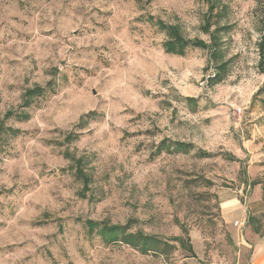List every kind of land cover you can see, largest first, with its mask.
Returning <instances> with one entry per match:
<instances>
[{
	"label": "rangeland",
	"instance_id": "1",
	"mask_svg": "<svg viewBox=\"0 0 264 264\" xmlns=\"http://www.w3.org/2000/svg\"><path fill=\"white\" fill-rule=\"evenodd\" d=\"M210 4L0 0V264H251L264 230V0ZM208 19L228 61L211 85L210 51L167 53L155 24L209 42ZM162 140L193 149L153 155ZM236 192L224 215L220 198ZM89 219L129 222L160 248L105 243ZM182 226L193 254L173 239Z\"/></svg>",
	"mask_w": 264,
	"mask_h": 264
},
{
	"label": "trees",
	"instance_id": "2",
	"mask_svg": "<svg viewBox=\"0 0 264 264\" xmlns=\"http://www.w3.org/2000/svg\"><path fill=\"white\" fill-rule=\"evenodd\" d=\"M210 3V9L214 8V0H210ZM260 23V38L257 42L259 55L257 67L260 72H264V6L262 8ZM155 24L162 31H164L166 35V40L163 41L162 46L167 53L184 55L187 47H197L210 51V60L214 65V72L208 76V83L211 85L222 81L228 69V61H220L222 58V53L221 48L219 47L220 37L218 36V32L221 31L222 28L216 27L213 30H210L211 22L208 19L206 24L203 26L204 32L209 33L210 35V41L206 42L205 40L199 38H185L178 24H167L161 20H156ZM53 83L50 82L48 86L45 87L36 85L33 88L26 90L23 94V106L30 105L35 97L43 96L48 92H53ZM259 91L264 92V84ZM2 131V127L0 126V133ZM191 149H193V145L187 142L162 140L156 146L153 155L159 154L163 150L168 153H188ZM198 155L209 156L210 153L204 150H199ZM76 161L78 164L76 168V174L88 180V177L85 176L83 170L81 169V159L77 158ZM253 219L255 221L253 216L248 217V221H253ZM85 225L87 228V235H92V233L95 232L105 243L123 242L133 248L140 250L142 253H147L148 251H154L160 248V243L162 242L157 236L145 234L142 231H131V225L129 222L125 224H109L106 222H97L95 220L89 219L85 221ZM181 229L184 235L180 237H174L173 239L178 240L184 249L193 254V248L190 242L188 229L183 226ZM256 232L262 234V231L257 228ZM168 245L170 246V244L165 243L161 248L162 251L166 249L165 247H169Z\"/></svg>",
	"mask_w": 264,
	"mask_h": 264
},
{
	"label": "crops",
	"instance_id": "3",
	"mask_svg": "<svg viewBox=\"0 0 264 264\" xmlns=\"http://www.w3.org/2000/svg\"><path fill=\"white\" fill-rule=\"evenodd\" d=\"M236 194L237 192L234 195H227L220 198V205L224 215H232L237 211L239 201ZM253 242L254 249L251 257V264H264V230L262 231V234L258 235L257 240H254Z\"/></svg>",
	"mask_w": 264,
	"mask_h": 264
}]
</instances>
